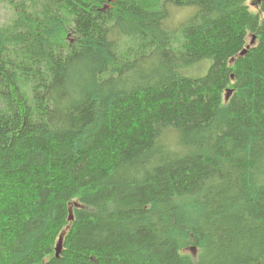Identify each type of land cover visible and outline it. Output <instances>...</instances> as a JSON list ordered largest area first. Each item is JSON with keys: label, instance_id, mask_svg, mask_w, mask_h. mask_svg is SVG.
I'll use <instances>...</instances> for the list:
<instances>
[{"label": "trees", "instance_id": "obj_1", "mask_svg": "<svg viewBox=\"0 0 264 264\" xmlns=\"http://www.w3.org/2000/svg\"><path fill=\"white\" fill-rule=\"evenodd\" d=\"M247 1L0 0V264H264Z\"/></svg>", "mask_w": 264, "mask_h": 264}, {"label": "rangeland", "instance_id": "obj_2", "mask_svg": "<svg viewBox=\"0 0 264 264\" xmlns=\"http://www.w3.org/2000/svg\"><path fill=\"white\" fill-rule=\"evenodd\" d=\"M253 0H248L247 3L250 9L255 10V6L253 5ZM183 11L179 10L175 12V16H179ZM11 10L5 3H0V24L6 21V19L10 16ZM229 91L224 92V98L227 99Z\"/></svg>", "mask_w": 264, "mask_h": 264}, {"label": "bare ground", "instance_id": "obj_3", "mask_svg": "<svg viewBox=\"0 0 264 264\" xmlns=\"http://www.w3.org/2000/svg\"><path fill=\"white\" fill-rule=\"evenodd\" d=\"M256 170V169H255ZM262 178V177H261ZM263 179V178H262Z\"/></svg>", "mask_w": 264, "mask_h": 264}]
</instances>
